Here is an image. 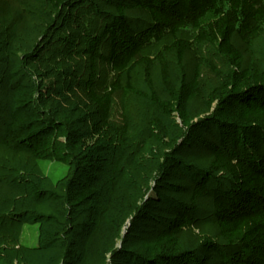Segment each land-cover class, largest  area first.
<instances>
[{
    "label": "rangeland",
    "instance_id": "obj_1",
    "mask_svg": "<svg viewBox=\"0 0 264 264\" xmlns=\"http://www.w3.org/2000/svg\"><path fill=\"white\" fill-rule=\"evenodd\" d=\"M28 1L30 7L25 6ZM118 4L131 5L128 0H78L50 12L46 22L40 2L0 0V10L5 11L0 16V200L8 194L18 196V190L25 192L28 203L43 195L40 210H29L22 218L20 241L31 249L38 245V236L46 237L47 247L40 253L20 252L25 264H139L136 258L147 260L145 247L178 213L193 221L179 235L182 250L194 252L200 261L204 242H221L210 198L191 200L196 182L208 170V149L218 144V135L205 127L196 135L201 142L191 130L211 115L217 104L211 96L228 82L232 66L214 48L195 43L193 32H181L178 37L191 43L182 62L167 49L173 42L170 37L153 41L142 51L150 78L145 64L137 66L131 80L139 95L124 96L125 74L110 68L108 41L99 45L93 69L88 56ZM126 16L137 30L151 25L143 11L131 9ZM233 44L243 55L244 67L264 70V35L250 47L238 38ZM163 67L175 88L198 68L199 97L189 105L191 128L182 125L175 111H162L161 105L169 100ZM116 82L121 90L112 97L109 128L97 132L100 117L88 90L102 94ZM27 84L35 88L33 100L20 109L14 90ZM13 109L37 122L34 127L42 138L50 123L61 117L76 123L84 157L91 158L94 170L79 180V188L93 191L84 205L70 212L63 207V190L77 176L75 165H61L49 157L34 160L5 147L12 139L4 141ZM97 133L101 142H96ZM226 178L217 175L208 188L216 179L225 186ZM3 250L14 257L12 250ZM207 258V264L220 261L216 254Z\"/></svg>",
    "mask_w": 264,
    "mask_h": 264
},
{
    "label": "trees",
    "instance_id": "obj_2",
    "mask_svg": "<svg viewBox=\"0 0 264 264\" xmlns=\"http://www.w3.org/2000/svg\"><path fill=\"white\" fill-rule=\"evenodd\" d=\"M35 1L43 6L47 22L50 12L67 9L78 0ZM128 1L131 5H116V15L105 23L88 54L90 68L93 69L99 45L103 40L108 41L110 68L125 74L124 96L139 95L131 80V73L137 66L145 64L149 77V61L142 57V51L153 41L160 42L170 37L173 42L167 49L175 52L178 62H182L184 55L191 50V43L178 37L181 32H193L195 43L214 48L232 66L228 82L211 96V101L217 102L211 115L191 130L193 138L201 142L196 135H200L205 127L218 135V144L210 145L208 149L211 154L208 170L196 182L191 200L210 198L221 242H204L201 245L204 257L200 261L194 252L182 250L179 235L193 221L187 214L178 213L174 221L158 230L145 247L147 260L138 257L136 261L139 264H207V257L216 254L220 260L217 264H264V70L244 67L243 55L233 44L234 38H238L250 47L255 39L264 35V0ZM25 6H31L29 1ZM131 9L148 14L151 25L137 30L126 16V11ZM3 11L0 10L1 17L5 15ZM2 34L0 31V36ZM162 75L169 93V100L161 105L163 113L175 111L182 125L191 128L189 105L199 97L198 68L190 79L183 78L179 88L170 84L165 67ZM7 79L10 84L11 79ZM119 90L121 87L117 82L102 94L88 90V99L100 117L97 132L108 130L112 97ZM34 92L35 88L30 84L15 89L16 105L20 109L30 106ZM68 119L61 117L59 121L51 122L47 135L42 138L34 127L37 122H31L30 116H23L13 109L4 141L12 136L5 147L10 146L9 149L16 153H26L34 160L42 161L49 157L61 165H75L77 176L63 190V207L70 212L71 207H81L92 197V190L79 188V180L84 175H93L94 170L90 166L91 158L84 157L85 152L75 130L76 123L70 117ZM99 134L94 136L97 137L96 142H101ZM152 137L157 139L155 134ZM219 174L227 176L226 180L222 179L225 186L222 187L216 179V184L208 188ZM17 194H8L0 200V264H25L27 261L19 255L20 252L40 253L47 247L44 244L46 237L38 236V245L31 249L20 241L22 218L30 215L29 210H40L39 197L41 199L43 195L34 196L35 200L28 203L25 192L18 190ZM4 248L12 250L14 257L12 254L7 256Z\"/></svg>",
    "mask_w": 264,
    "mask_h": 264
}]
</instances>
